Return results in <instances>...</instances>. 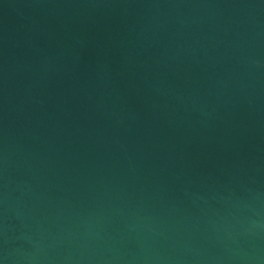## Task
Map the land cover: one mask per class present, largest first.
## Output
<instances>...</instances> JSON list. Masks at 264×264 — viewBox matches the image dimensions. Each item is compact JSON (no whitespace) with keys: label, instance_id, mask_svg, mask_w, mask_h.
<instances>
[{"label":"water","instance_id":"95a60500","mask_svg":"<svg viewBox=\"0 0 264 264\" xmlns=\"http://www.w3.org/2000/svg\"><path fill=\"white\" fill-rule=\"evenodd\" d=\"M0 264H264V0H0Z\"/></svg>","mask_w":264,"mask_h":264}]
</instances>
